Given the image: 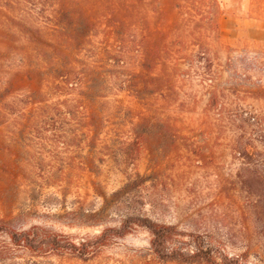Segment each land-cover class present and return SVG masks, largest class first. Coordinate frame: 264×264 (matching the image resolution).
<instances>
[{"label": "rangeland", "instance_id": "obj_1", "mask_svg": "<svg viewBox=\"0 0 264 264\" xmlns=\"http://www.w3.org/2000/svg\"><path fill=\"white\" fill-rule=\"evenodd\" d=\"M65 1L90 14L100 34L86 39L83 48L62 63L75 66L71 78L83 79L86 89L94 87L107 96L91 100L83 90H73L68 105L74 108L82 101L83 108L64 125L65 140L59 134L30 132L34 117L45 113L41 103L51 104V113H58L57 104L65 105V95L60 94L65 78L55 79L48 68L35 69L43 64L35 46L39 35L31 26L41 25L44 35L54 32L55 21L43 13L50 6L39 0H0V83L9 79L14 84L10 113L0 125V218L20 230L38 225L82 241L118 225L130 213L143 214L211 234L229 253L247 252L246 264H264V0H219V40L210 42L216 84L229 91L214 110L208 108L200 75L184 80L189 65L184 59L178 71L169 63L173 80L162 90L144 92L139 100L118 91L121 79L133 71L145 74L143 84L160 87L163 80L158 77L152 84L141 68L158 39L156 29L165 27L172 38L183 32L192 45L186 0H180L181 8L173 6L174 0L138 3L151 18L153 34L131 44V53L123 58L127 68L110 60L121 45L105 34L119 26L114 25L113 11L125 9L130 0ZM162 8L168 11L166 20L158 14ZM228 47L234 48L231 74L225 64L231 55ZM161 71L153 74L161 76ZM35 87L41 92L33 94ZM128 108L135 121L142 116L168 119L182 136L173 145L153 132L140 151L126 147L132 142ZM97 112L103 125L99 143L93 146L90 131L72 135L71 130ZM56 126H62L61 118ZM141 177L148 179L142 183ZM0 250L7 259L0 264H162L142 228L112 239L88 259L68 252L36 257L10 245L4 235Z\"/></svg>", "mask_w": 264, "mask_h": 264}, {"label": "trees", "instance_id": "obj_2", "mask_svg": "<svg viewBox=\"0 0 264 264\" xmlns=\"http://www.w3.org/2000/svg\"><path fill=\"white\" fill-rule=\"evenodd\" d=\"M140 1L130 0L125 9L113 11L114 19L117 21L114 25L118 24L119 26L115 25L116 31L106 33L105 37L121 45L117 51L118 55H109L110 60L115 59L114 66L127 68L128 65L124 64L123 58L128 57L131 53V44L135 40L144 42L153 34L151 26H149L151 18L145 10L140 9L138 4ZM160 1L162 2V0ZM39 2L50 6L48 9L43 7L45 9L43 13L47 14L50 20L55 21L56 28L54 32L43 35L41 34V25L34 24L31 26V29L36 27V32L39 35L40 41H37L35 46L38 48L37 58L44 65L43 67V65L37 64L35 69L48 68L52 70L55 79L65 78L62 81L63 84L60 85V94L65 95L62 103H65V105L59 106L57 104L58 107H54L58 113H51L47 110L48 107H51V104L42 105V100H37L41 103L40 107L45 109V113H40L34 117L32 120L33 125L29 127V130L30 132H42L43 134H59V137L62 138L60 140H65L67 131H65L64 125L71 124L69 122L76 119V117L78 118L77 111L80 114L82 112L80 110L83 108L82 101L74 105V108L68 105L67 102L70 99L68 96L72 95L73 90H83L82 92L88 93L91 100L107 96V94L99 93L100 91H96L94 87L86 89L82 85L83 79L77 81L71 78V75L75 72L73 63H70L71 67H69L68 64L65 65L64 63L63 65L62 61L70 59L74 52L83 48L82 45L85 44L86 39L98 36L100 31L90 14L83 9L79 11L71 7L65 0H39ZM172 3L175 8L182 7L180 0H174ZM186 9L188 10L186 13L189 15L187 25L192 29L190 31L193 38L192 45L187 44L190 40L187 38L189 35H182V32L177 37L172 38L169 37L170 31L164 29L165 27L163 29L158 28L156 29L158 39L154 41L151 56L147 57L141 64V68L151 76L152 84L158 82V77L163 80L159 85L160 87L158 89L150 87L149 81L143 84L141 78L145 74L141 71H133L128 79H121L118 87L119 92H127L130 96L139 100L143 98L144 92L155 93L162 90L161 88L164 85L173 80L172 71L168 69L169 63H173L172 68L178 71L180 70L179 61L184 59L189 64L188 68L182 73L184 80L189 78L192 80L195 75H200L201 84L208 94V108L214 110L218 107L220 101H225L229 88L218 87L216 84V72L213 69L215 57L210 42L211 40H219L221 3L219 0H186ZM167 12L162 8L158 11V14L161 19L166 20ZM178 23V19H176L175 24ZM118 27H122L123 30H118ZM228 48L231 55H229L225 64L228 67L227 71L231 74L235 70V60L232 55L234 48ZM197 62L200 63V66H197ZM158 68L162 70L160 72L162 73L161 76L153 74ZM172 85L174 87V84ZM13 87L14 84L9 79L0 83V125L7 118L5 114L10 113ZM37 92H41L39 87H35L32 91L33 94ZM80 100L82 99L80 98ZM67 108L70 111H67ZM127 112L131 123L132 142L126 144V147H137L140 151L143 148L142 145L146 144L149 135L153 132H157L164 139H169L173 145L182 136L178 126L168 119L142 116L138 121H135L132 109L128 108ZM94 115L95 117L93 115L88 117L90 121L79 120V127L73 128L71 132L72 135H76L83 133L85 129L90 131L93 146H96L100 140V126L103 125V122L99 121L101 118L98 112ZM58 118H61V127L56 126ZM25 130V127L21 129L22 132ZM120 149H122L121 146ZM103 156L100 158L101 161H104ZM147 179L148 177H141L140 181L144 183ZM126 185H129V183ZM137 228L148 231L150 234V249L162 264L171 262L183 264H246L247 252L229 253L219 246L211 234L181 229L177 223L160 221L143 214L130 213L118 225L106 227L99 234L87 237L82 241H75L38 225L20 230L7 220L0 218V236L7 237L13 247L24 250L36 257L49 253L61 255L68 252L80 259H88L93 257L99 248L107 245L112 239L123 238ZM5 260L7 259L3 258V252L0 250V262L2 263Z\"/></svg>", "mask_w": 264, "mask_h": 264}]
</instances>
